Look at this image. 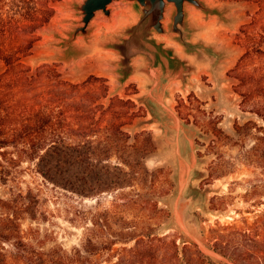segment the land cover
<instances>
[{
  "label": "rangeland",
  "instance_id": "rangeland-1",
  "mask_svg": "<svg viewBox=\"0 0 264 264\" xmlns=\"http://www.w3.org/2000/svg\"><path fill=\"white\" fill-rule=\"evenodd\" d=\"M83 1L50 2L55 16L37 31L39 40L32 56L22 60L31 69L25 75L34 80L26 81L21 72L19 77L0 79V141L9 134L16 137L9 147L0 145V221L17 218L25 241L41 250L63 248L72 253L83 249L88 238L104 244L107 234L92 232V221L108 212L117 230L127 227V220L132 222L130 226L137 225L138 232L141 228L151 231L150 264H178L177 256L185 244L193 249L197 246L215 264L227 263L212 250L220 226H243L245 220L253 223L264 213V168L253 155L257 143L254 127H264V121L252 112L259 99L243 103L242 97L250 88L242 81L257 74L262 65L256 52L264 51V0H205L219 10L215 17H205L189 7L196 42L208 44L218 58L206 53V60L188 67L182 63L172 70L169 79L177 76L178 88L167 91L163 107L156 103L158 96L149 101L152 106L143 105L147 97L138 95L135 84L123 81L121 56L111 47L128 38L126 31L138 22L140 13L134 4L114 3L110 18L99 12L90 24L88 39L80 35L71 48L65 47L70 34L81 25L76 6ZM172 13V9L167 13V30ZM171 38L175 41V35ZM247 52L251 58L237 69ZM21 66L19 71L26 68ZM5 71L0 60V76ZM92 77L105 78L110 97L132 100L135 107H128L140 110V116L125 127L132 136L130 144L143 131L152 138L155 147L143 156L152 181L144 190H126L139 204L149 202L146 211L140 205L118 207L124 200L119 193L80 195L52 183L43 174L53 166L41 165L34 151L38 135L31 141L26 138L46 126L42 138L50 144L53 121L66 126L78 116L67 104L88 91L104 90V83ZM58 81L90 83L76 93ZM108 116L112 118L113 113ZM248 122L256 124L250 135L235 129ZM147 138V134L140 136L138 143L144 144ZM116 162L111 159L113 165ZM67 170L76 172L63 164L54 169L58 173ZM116 242L96 254L83 253L92 264H117L122 249L134 248L135 242ZM5 248L13 250L11 244ZM138 261L134 259L135 264Z\"/></svg>",
  "mask_w": 264,
  "mask_h": 264
},
{
  "label": "trees",
  "instance_id": "trees-1",
  "mask_svg": "<svg viewBox=\"0 0 264 264\" xmlns=\"http://www.w3.org/2000/svg\"><path fill=\"white\" fill-rule=\"evenodd\" d=\"M50 2L53 0H0V60L6 65V71L0 79L19 77L21 72L26 81L34 80V76L25 75L31 69L24 66L22 60L32 56L34 45L39 40L37 31L55 16V9ZM256 53L261 58L262 65L258 67L257 74L242 81L250 86L249 91L242 94V97L243 103L253 98L259 99L258 106L252 112L264 121V51L258 50ZM251 56L250 52L244 54L237 69ZM20 66L26 68L19 71ZM91 79L103 82L104 85L107 81L105 78ZM88 83L90 81L75 85L58 81L60 86L72 88L76 93H82V89ZM107 92L108 86L105 85L102 92L88 91L79 100L69 102L67 105L73 108L78 116H73L72 121L66 126L53 121L50 125L52 140L50 144L46 145V139L42 138L48 129L46 126L38 127V130L30 132L26 138L31 141L34 139L33 136L38 135L39 138H35L34 141V151L38 153L41 165L45 163L53 166L43 174L52 183L80 195H86L87 192L119 193L124 200L117 205L118 207L130 209L140 205L141 210L146 211L149 202L142 200V204H139L136 199L129 198L130 191L126 190H136L135 188L144 190L152 181V173L145 166L143 156L150 154L155 146L146 131L136 134L135 144H130L132 136L125 127L140 116V110L128 107V104L135 107L132 100H124L119 96L110 97ZM108 112L113 113L112 118L108 116ZM253 125L256 124L248 122L244 126L236 125L235 129L250 135ZM254 129L257 143L253 148V155L255 161L264 168V127L255 126ZM144 134H147L148 138L144 144H139L138 139ZM15 140V135L9 134L0 141V145L2 148L9 147ZM112 158L117 161L114 165L111 163ZM61 164L69 169H75L76 172L54 171L55 168L61 167ZM112 219L107 212L96 215L92 221L94 226L92 232L108 236L101 242L103 245L88 238L83 243V249H76L72 253L66 252L63 248L41 250L25 241L17 218L2 220L0 264H92V260L83 252L96 254L100 250L116 245L117 240L125 244L135 242L134 248L122 249V256L117 264H135V258H138L139 264H150L151 231L141 228L142 232H138L137 225L130 226L132 222L127 220H124V223L128 226L117 230ZM243 224L220 226L221 232L218 233L212 250L228 261L224 264H264V213L255 222L249 223L245 220ZM6 244H11L13 250L6 249ZM174 246L180 250L175 242ZM195 247L193 249L185 244L177 256L178 264H215L207 254Z\"/></svg>",
  "mask_w": 264,
  "mask_h": 264
},
{
  "label": "water",
  "instance_id": "water-1",
  "mask_svg": "<svg viewBox=\"0 0 264 264\" xmlns=\"http://www.w3.org/2000/svg\"><path fill=\"white\" fill-rule=\"evenodd\" d=\"M134 4L140 13L139 20L131 26L126 35L119 43L111 47L121 56L120 74L125 82L133 73V60L138 56H144L148 60L159 59L162 45L157 44L158 36L175 35L176 41L188 52H196L210 49L202 44L190 43L191 29L188 23V8L193 7L206 15H220L219 11L207 7L202 0H84L82 4L76 6L82 17L81 25L75 28L66 40L65 47H72V44L80 36L87 40L91 29L90 24L99 12L111 17V6L114 3ZM172 9L171 23L169 30L166 29L167 13ZM156 60V61H157Z\"/></svg>",
  "mask_w": 264,
  "mask_h": 264
},
{
  "label": "crops",
  "instance_id": "crops-1",
  "mask_svg": "<svg viewBox=\"0 0 264 264\" xmlns=\"http://www.w3.org/2000/svg\"><path fill=\"white\" fill-rule=\"evenodd\" d=\"M204 3L207 7L219 11L217 8L211 7L205 0ZM195 9V8H194ZM201 15L205 17H215L219 15H206L205 13L196 10ZM188 23L191 29V38L190 43L192 44H202L206 48H208V44L204 42H196L195 36L197 35L195 32V26L191 19V12L188 8ZM162 38H158L157 44L162 45V50L159 53V59L153 58V60H148L144 56L136 57L133 62V73L126 80L135 84L139 90L138 95L141 97H147L143 101V105L148 104L152 106V102H149L151 99H156L154 97H159V105H164V96H166L167 91L173 90L175 91L178 88V80L177 76L170 78L172 76L170 72L175 70L179 64H184L185 67L190 66L191 64H195L199 61H204L207 58L206 53L213 56V58H218V55L215 52L207 51L205 49H200L196 52H188L182 45H180L176 39L175 41L171 38V35L160 36ZM209 49V48H208ZM157 60V61H156ZM164 92V93H163ZM174 94H171V96ZM157 104V105H158ZM148 114L151 115L149 109Z\"/></svg>",
  "mask_w": 264,
  "mask_h": 264
}]
</instances>
